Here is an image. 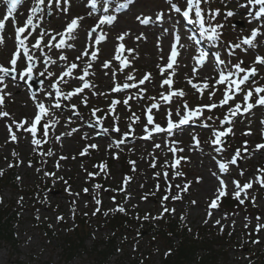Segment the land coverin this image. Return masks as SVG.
I'll return each instance as SVG.
<instances>
[{
	"label": "rangeland",
	"instance_id": "1",
	"mask_svg": "<svg viewBox=\"0 0 264 264\" xmlns=\"http://www.w3.org/2000/svg\"><path fill=\"white\" fill-rule=\"evenodd\" d=\"M113 1L116 3L112 4ZM227 1L229 7L220 10L215 23V25L217 23L223 25L222 29H218L222 33L221 39L216 42L209 41L200 32L198 36L194 35L199 31L198 25L193 24V29L190 26L191 31H184L187 26L181 14L170 10V4L185 5V0H132L126 9L119 13L115 11L116 6L124 0H111L107 5L103 1V8L108 7L109 14L117 15V20L111 25L100 24L96 28L93 35L103 32L106 40L99 45H93L99 48L98 59L95 61L91 60L90 55L82 56L84 50L92 51V48L88 47L92 44L88 33L96 26V19H99L92 12V15H89L90 11L85 5L87 0H71L67 12L61 11L55 3L51 4L50 9L45 8L43 20L35 21L37 29L27 40L30 52L38 57L33 73L44 81L40 92L36 94L38 99L46 105L52 102L45 92H54L50 85L55 80V76L49 77L45 69L59 75L61 69H65L71 62L79 65L74 70L76 77L82 75L84 68L91 63L86 79L92 87L84 89L71 100L62 99L60 110L53 109L59 123L50 129L47 137L49 144L45 148L43 143L42 146L45 148L43 152L42 147L40 149L32 143L33 136L23 129L14 128L17 141H11L6 125L13 119L31 120L37 108L36 102L31 99L32 92L28 80H19L18 77L5 78V83L8 84L5 91L10 92L11 96L6 97L5 105L0 110L8 111L11 116L0 118V170L8 172L15 168L14 174L19 189L5 187L1 190L0 201L3 206L9 202L13 203L14 209L18 210L19 214L4 226L6 236L12 234V239L2 242L0 246V264H164L169 256L172 260L174 256L176 257V247L172 248V246H178L179 239L173 238L172 242L167 244L162 239L140 234L141 229L149 227L148 224L159 228L160 220L163 219H168L177 224L182 231L183 229L187 231L186 239L201 237L204 240L208 236L213 243L212 253L217 256L213 264H253L252 258L249 257L251 252L256 254L262 251L264 246V229L256 231L257 224H264V187L256 182L259 175L257 170L264 168V150L256 149L257 144L264 143V123H262L264 106H256L250 112L237 115L233 119L234 134L222 138L224 150L221 153L214 150L219 145H212L210 140L214 138V130H223L226 127L221 125L220 121L227 113L228 105L212 109L210 113L204 111L203 117L199 116L194 122L186 126L181 125L171 133L154 134L152 131L153 136L150 140L142 138L154 127L147 121V110L153 103L160 105L159 108L152 110L154 123L163 128L167 127L169 111L173 121H178L185 114L183 108L185 101L190 108L213 102L219 103L223 98L224 86L215 85L218 68H214L213 58L217 52L225 60V65L218 67L225 70L231 69L232 65L239 61H244L242 66L250 67L257 56H264V34L256 38L255 46L242 44L241 48L233 50L234 54L229 52L231 45L241 43L250 35L252 29L259 27L264 33V19L256 20L249 15L258 11V6L251 5L254 7L252 9L250 6L246 7L247 5L237 6L235 0ZM33 3L34 0H24L18 7L15 17L19 24L22 25L30 14L29 9ZM45 3L47 4L48 0H45ZM6 10V3L0 0V18H3ZM229 10L235 15L227 17ZM160 12L164 13L163 21H155V15ZM137 16H152L154 22L143 25L136 19ZM74 17H84L73 33L75 39L67 41L74 47L43 48V51L32 48L38 33H46L45 42H47L52 34L63 32L66 24ZM235 21H242V25L236 26ZM124 32H129V35L123 41L118 40L117 37ZM171 32L174 36L177 32L179 34L185 32L191 39L182 41L186 49L173 64L175 75L172 76L171 86L172 89H182L186 95L175 97L171 103H165L161 100V96L167 94L170 88L163 84V80L172 71L167 68V64L171 58V44L175 41L174 37L171 38L173 34L168 35ZM26 34L27 31L23 35ZM138 36L141 38L137 39ZM4 37L5 43L0 46V63L6 64L17 46L12 21L7 22ZM59 39L60 37H57L52 43L59 42ZM121 43L126 48L124 53L117 51ZM204 43L211 45L210 49L214 52V56L209 54L205 65L194 72L193 68L197 66L194 58L199 54ZM163 48L166 53L169 49L168 55L162 52ZM245 48L247 51H244ZM129 49L132 51H128ZM45 54L56 63H45ZM117 54L121 56V60L127 61L126 67L114 58ZM60 55L67 56V61L60 60ZM77 56H81V59L77 60ZM107 61L111 62L109 68H104L102 65ZM23 63L22 60L21 67ZM256 67L258 69L255 76L256 84L264 85V66L256 64ZM162 68L163 72H161ZM40 72H45V75H39ZM145 74H151L150 80L141 85L139 80ZM129 76L133 79L129 80ZM205 78H208L210 85H215L219 89L214 97H209V89H205L201 95L188 82L192 79L193 83H199ZM65 80L68 81L67 84H60L64 93L82 86L79 79L65 77ZM124 83L135 86L123 88L125 90L120 92L113 91L116 84ZM248 86L251 87V83ZM153 97L155 100L151 99ZM255 98L254 95L251 102L254 103ZM85 100L87 103L84 102ZM125 100L128 101L127 104L124 103ZM113 101H120L115 105L114 111ZM237 102L244 106L242 94H237L235 101H229V104L234 106ZM73 104L77 106L76 109L71 108ZM94 109H99L95 115H93ZM178 109L180 115H177ZM69 117H71L70 121ZM136 117L139 119L137 120ZM208 117L212 119L209 120ZM116 126L119 127V132L114 131ZM73 128L78 131L67 135L66 133L71 132ZM102 128H107L108 133H104ZM249 129L251 134L245 135ZM37 133L35 138H42L39 130ZM125 133L128 135L125 136ZM57 136L60 137L59 140L56 139ZM98 136L100 139L97 141L95 139ZM194 137L199 139V146H196ZM117 140L124 142L117 146L115 144ZM245 141L248 152H243ZM90 144H96L98 147L90 148L87 154L81 156L80 152ZM157 144L160 145L159 148L155 147ZM172 147L181 148L183 152L173 153L169 150ZM236 149H241L242 153L238 164L230 165L228 173H219L216 161L229 160ZM48 151H51L52 155H46ZM14 152L18 155H13ZM117 154L118 158H116ZM179 156L189 159L182 161L178 169H173L171 165ZM132 161H135V165L131 163ZM57 162L59 168L56 166ZM101 163L107 164L106 170L97 167ZM10 164L13 166L9 167ZM153 164L155 167L152 166ZM177 170L184 175L175 176ZM241 171L243 175H240ZM165 172L168 173L167 177L164 176ZM213 172L222 176L228 185V196L233 198H235L232 195L235 191L234 180L240 181L241 185L253 181V187L247 190V198L243 193L241 198L245 199V203H253L256 209L248 205L227 209L222 201H219L218 207L211 208L210 202L215 199L219 187L217 176L212 175ZM46 173L56 175L51 176ZM88 173L98 174L89 176ZM1 176L3 175H0V178ZM60 177L63 179H59ZM127 177L131 179L125 185L124 180ZM197 177H202L199 183L196 182ZM48 179L51 180L50 189L42 195L30 194ZM186 181H192V184L187 192L180 193L176 185L183 186ZM97 184L101 185L99 189L95 188ZM84 188L89 191L85 193ZM176 195L182 198L173 199L172 197ZM164 196H168V199L164 200ZM252 197H255L254 202ZM97 199L101 201L99 205L95 202ZM193 200L196 201L195 204L192 203ZM117 206H123L126 211L135 214L136 217L132 220L137 223L131 224L129 227L131 231L127 236L125 234L117 238L113 253L101 262L102 259L97 256L108 251L112 234L100 223L97 213L116 212ZM165 207L175 211L165 213L163 211ZM97 208L100 209L99 212H96ZM145 216H148L147 220L144 219ZM57 217H63V220H58ZM157 217L162 218L157 219ZM84 218L89 224L87 234L85 233L83 237L70 235L75 232L76 219ZM217 220L220 224L216 223ZM224 231L232 233L236 239L225 249L223 255L222 253L218 255L215 253L220 249L216 235ZM254 239L259 240V243H253ZM73 240L75 245L78 244L80 247L73 256H70L75 246ZM243 246H247L248 249L242 250ZM209 253L210 251L204 250L196 252V257L189 264H198L199 260ZM209 262L212 263L211 260Z\"/></svg>",
	"mask_w": 264,
	"mask_h": 264
},
{
	"label": "snow or ice",
	"instance_id": "2",
	"mask_svg": "<svg viewBox=\"0 0 264 264\" xmlns=\"http://www.w3.org/2000/svg\"><path fill=\"white\" fill-rule=\"evenodd\" d=\"M4 2L7 5L6 14L3 16V18H0V46L4 45L5 43V37L4 32L6 29V24L9 20L12 21L14 32H15V41H16V47L14 51L11 53L10 58L8 59L7 63H0V108H2L5 105L6 97L11 96L10 92H6L5 90L8 88V84L5 83L6 77H12L13 79L19 78V80H28L30 81L33 77L34 68L36 66L38 57H36L34 54L30 52V48L28 46L27 40L29 35L32 34V32H35L37 29L36 20H43L44 14H45V8H51V4L55 3L58 8H60L61 11L67 12L68 8L71 6V0H48V3H45V0H34L33 5L30 7L29 11L30 14L26 17L23 24H19L16 21L15 13L17 12V9L20 5L23 4L24 0H4ZM132 2V0H124L123 3H118L116 6L115 11L119 13L121 10L126 9L129 4ZM204 0H185L186 7L181 8L176 3L170 4V10H174L178 14H182L184 18H186L190 23L198 25V30L202 36H205L208 38L209 41L216 42L221 39L222 33L218 29H222V24H216L213 26L211 21L216 19V16L220 14L219 9H215L214 11L209 9L208 10V20L205 19V9L201 7ZM249 5L252 6H258V11L256 13H249L250 16L253 17H260L264 19V0H247ZM91 7L93 9L97 8V0H90ZM104 3L110 4L111 0H104ZM61 5H65L64 7H61ZM104 15H102L99 18L98 24L89 30V38L92 40V44H89L88 47L92 48V51L89 52L88 50H84L82 52V56H91V60L95 61L98 59V53L99 48L93 47V45H99L102 41L106 40V35L101 32L99 35H93L96 31V28L99 27L100 24H108L111 25L117 20V15L115 14H109L108 7L103 8ZM193 13L194 17L193 18ZM37 14H40L39 16ZM89 15H92L91 12H89ZM227 17H232L235 15V13L231 10L227 12ZM84 17H74L66 24V27L63 32H56L49 36V39L47 42H45V35L46 33L40 32L37 34V37L35 39V43L32 45V48L39 49L40 51H43V48H57V49H63L64 47L72 48L74 45L67 43L68 40L75 39V36L73 33L75 30L79 27V22L83 20ZM141 24L148 25L150 23H153V17L152 16H137L136 18ZM164 19V13L160 12L155 15V21L162 22ZM27 31L26 35L25 34ZM264 33L261 32V29L259 27L252 29L250 35L243 39L241 43H235L231 45V48L229 49L230 53H233L234 49L241 48L243 45H249V46H255L254 42L256 38ZM129 35V32H124L120 36L117 37L118 40L123 41L126 36ZM142 35V34H141ZM57 37H60L59 42L52 43L53 41H56ZM141 37H137V39H140ZM181 36L179 32L175 35V44L171 47V58L170 62L167 64L168 69H172V71L169 73L168 77L163 80L164 85H168L170 90L167 92V94L161 96V100L165 103H171L174 96L176 97H184L186 93L182 89H172L171 86L173 84L172 76L175 75V69H173V64L175 63L176 57L178 55L177 52V45H180ZM199 43V41H197ZM43 45V47H42ZM183 47V45H180ZM124 50V44L121 43L119 45V48L117 49L118 52ZM128 51H132V49H129ZM244 51H247V48L244 49ZM234 54V53H233ZM209 56V53L205 51L203 48L199 50V54L194 58L197 62V66L193 68L194 72L199 71L200 68H202L205 63L207 62V58ZM116 60L120 61L121 64H123L125 67L127 66L126 60H121V56L117 54L114 57ZM60 60L67 61V56L60 55ZM77 60L81 59V56L76 57ZM214 68H218V78L215 79V85H223L224 86V92H223V98L219 101V103H209V104H203V105H197L194 108H190L185 101L183 104V108L185 110V114L181 116V118L178 121H173L171 119V111L168 112V122H167V128L161 127L159 124L154 123V118L152 113L153 109L159 108V103H153L150 108H148V116L147 121L148 124L154 125V127L151 129V131L148 132L147 138H151L152 131L161 133V132H168L171 133L174 129L179 128L181 125L188 124L189 122H194L195 118L203 115L205 110L211 111L212 109H215L217 107H224L225 105H228L227 113L225 114L223 120L220 121L221 125H226V127L223 128V130H214L213 132V139L210 140V143L212 145H219V147H216L214 150L217 153H221L224 150V139L229 135L234 134L233 133V127L232 122L233 119L237 115H243L245 113L250 112V110L256 106H264V85H257L255 81V76L258 73V69L256 67V64H259L261 66H264V56H257L255 61L253 62L252 66H242L244 65V61H239L236 64L232 65L231 69L225 70V68H219V65H225V60L220 57L219 52L216 53L214 56ZM24 61L23 66H20V62ZM45 63H51L55 64L56 61L52 60L50 56H47L45 54ZM110 61L104 62L103 67L109 68ZM91 63L87 65V67L84 68L83 74L76 77L74 76V70H76L79 65L75 62H71L67 65L65 69H61V72L59 75H56L53 72L47 71V68L45 69V72H47V75L49 77H54L55 80L51 83L50 87L54 89V92L47 91L45 92V95L52 99V102L48 105H46L43 101L39 100L35 92L32 93L31 99L36 102V108L37 111L35 115L32 117L31 120L28 118H24L23 120L17 121L15 119L12 120L11 123L6 125V128L9 132V136L11 141H17V134L16 131L13 129H23L24 131L30 133L33 136L32 143L34 145L40 146L42 143H47V137L49 135V131L52 127H54L57 123H59V119L56 117L55 112L53 109L60 110L62 107V99H68L71 100L73 96H76L84 91V89L92 87L90 82L86 79V77L89 75L88 69L91 67ZM164 69H161V72H163ZM45 72H40L39 75L44 76ZM13 74H16L14 76ZM151 74H145L142 79L139 80V84L143 85L146 81L150 80ZM65 77H73L75 79H79L82 82V86L74 88L72 91L68 93H64L60 87L61 83L67 84V80H65ZM129 80H132L133 77L129 76ZM189 84L196 89L201 95H203L205 89H209V97H214L216 95L217 89L215 85H210L208 78H205L202 82L199 83H193L192 79H189ZM249 83H251V87H249ZM134 84L130 83H124L116 84L113 88V91H121L122 88H131L134 87ZM143 91V90H141ZM237 94L243 95V101L244 106L242 107L241 103H235L234 106L229 104V101H235V97ZM255 95V102H251L252 98ZM155 100V98H151ZM87 103V100L84 101ZM127 100L124 101L125 104H127ZM120 103V101H113L112 102V110H115V105ZM72 109H76L77 106L75 104L71 105ZM99 111V109L93 110V115ZM78 115V113H77ZM177 115H180L179 109L177 110ZM11 114L8 111H2L0 110V118H8ZM99 120V117L97 118ZM114 119H118V117H114ZM138 120L139 117H136ZM207 119H212V117H208ZM44 121L41 125V121ZM71 120V117H69V121ZM264 123V121H262ZM38 125H41L42 127V138H35L38 132ZM207 126V125H205ZM78 129L73 128L71 132L66 133L67 135H71L72 132H76ZM102 131L104 133H108L107 128H102ZM114 131L119 132L120 129L118 126L114 128ZM251 130L245 135H250ZM99 135V133H98ZM125 136L128 135V133L124 134ZM57 140L60 139V137H56ZM194 142L196 146H199L200 141L198 138L194 137ZM124 140H117L115 141V144L119 146V144L123 143ZM247 141H245V146L243 147V152H248V148L246 147ZM98 146L96 144H90L83 148V150L80 152V155L83 156L89 152V149H96ZM111 147V145L109 146ZM155 147L159 148L160 145L157 144ZM257 150H264V143L257 144L256 145ZM173 153L176 152H183V149L172 147L169 149ZM43 154V153H42ZM13 155H18L17 153H13ZM46 155H52L51 151H48ZM241 149H236L234 155L227 161L221 159L217 160L216 163L218 165V172L219 173H228L230 169V165L235 166L238 164V160L241 158ZM75 158V157H73ZM116 158H118V154L116 155ZM61 159H67V157H61ZM189 158L184 156H179L174 159V162L172 163L171 167L173 169H178L181 165L182 161H187ZM133 165H135V161L131 162ZM13 165L10 164L9 167H12ZM57 168H59V162H57ZM155 167V165H152ZM100 170H106L107 164L101 163L97 166ZM259 175L256 178V182H258L262 187H264V168L257 170ZM3 174V170H0V175ZM98 173H88L89 176L96 175ZM243 171L240 172V175H243ZM46 175L55 176V173H46ZM157 175H160V173H157ZM168 173L165 172L164 176L167 177ZM175 176H183L184 173L177 170L174 173ZM212 175L217 176L219 187L216 190L215 193V199H213L210 202L211 208L218 207V201L221 199V197H224L228 195V185L225 182V180L222 178V176L218 175V173L213 172ZM59 179H63V177H60ZM131 179V177H127L124 180V184L126 185L128 181ZM202 180V177H197L196 182L199 183ZM65 183H67L65 181ZM192 184V181H186L183 186L176 185V188L180 193H185L189 190L190 186ZM233 184L235 186V191L232 193V195L239 200L241 204L245 203V199L241 198V194H244V197L247 198V190L251 189L253 187V181H248L244 183L243 185L240 184V181L234 180ZM101 185L97 184L95 185V188L99 189ZM171 186H169L170 189ZM70 191V187H69ZM83 191L86 193L89 191V189L84 188ZM76 195H79V193H76ZM173 199H181L182 197L180 195H176L172 197ZM147 199V197H145ZM164 200L168 199V196L163 197ZM253 202L255 201V197H252ZM96 204L99 205L101 201L97 199ZM193 204L196 203L195 200L192 201ZM99 208L96 209V212H99ZM120 212H125V208L123 206H120L118 209ZM165 213L172 211L174 212L175 209H168L167 207L163 210ZM95 214V212L93 213ZM107 215V213H104ZM211 215V213H209ZM39 218V217H37ZM162 217H157V219ZM58 220H63V217H57ZM145 220L148 219V216L144 217ZM207 223V221H205ZM217 224H220V221H216ZM247 226V225H245ZM261 229H264V224H257L256 231L259 232ZM223 229H221L222 231ZM253 243H259V240L253 241ZM168 253H166L167 255Z\"/></svg>",
	"mask_w": 264,
	"mask_h": 264
},
{
	"label": "trees",
	"instance_id": "3",
	"mask_svg": "<svg viewBox=\"0 0 264 264\" xmlns=\"http://www.w3.org/2000/svg\"><path fill=\"white\" fill-rule=\"evenodd\" d=\"M47 145V144H46ZM14 168V167H13ZM15 168L11 169L10 172H5L3 173V176L0 179V198H1V190H3L5 187H13V188H18L19 186L17 184L15 174H14ZM47 182L41 183L36 187V191H31L30 194L32 193H40L41 195L44 194L48 189H50L51 185V180H46ZM13 183L14 185H12ZM11 184V185H10ZM223 205L227 209H232L234 207L236 208H241V207H253L256 209L255 205L251 202H246L241 204L238 199L233 198V197H226L222 200ZM14 204L9 202L8 204L1 205L0 201V246L2 242L4 241H10L12 239V234L6 236L7 232L6 229L4 228L5 224L10 223V220H12L14 217H16L19 214L18 210L14 209ZM21 207V205H20ZM118 207V206H117ZM119 208V207H118ZM117 208V209H118ZM105 213V212H104ZM103 212L97 213L98 218L100 219V223L103 224V226L106 227L107 230H109L112 234L111 239H110V244L108 246V251L106 253H100L101 262H104L105 257L110 256L114 249H115V241L117 238H120L121 236L125 235L126 236L129 234L131 229L129 228L131 224L137 223L133 218H135V214H131L130 211H125V212H120L116 210V212H111L107 213L105 215ZM12 214V215H10ZM77 220V226L74 229L75 232L73 234H70L75 237H83V235L86 233L87 234V229H88V223L87 219H76ZM160 225L159 228L153 227V225L148 224V228L144 227V229H141L140 234L141 235H147V236H152L154 238L162 239L164 240L167 244H170L173 240V238L179 239V245L178 246H172V248L176 247V257H173V260L169 256L168 259L166 258L164 261V264H189L193 258L196 257V252H199L200 250L204 251H210V253L205 257L201 258L199 260L198 264H213L217 260V256H215L214 251H212L211 247L213 243L209 240L208 236L205 237L203 240L201 237L195 238L193 240L186 239V232L183 231L177 226V224L172 223L168 219H163L160 220ZM72 232V231H71ZM201 235H203V232H201ZM217 245L220 247L219 250H217L215 253L220 254L225 252V249L228 248L229 245L234 243L236 237L233 236L232 233H228L227 231L221 232L220 235L217 234ZM81 241L83 242V238H81ZM210 241V242H209ZM73 244L75 245L76 243L74 240L72 241ZM215 243V242H214ZM80 247V245H75L73 246L72 251L70 252V256H73L76 252V250ZM170 247V246H169ZM242 250L248 249L247 246H243L241 248ZM96 250V249H95ZM253 260V264H264V246L262 251H258V253L251 252L250 256ZM99 260V258H98ZM212 261L210 263L209 261Z\"/></svg>",
	"mask_w": 264,
	"mask_h": 264
},
{
	"label": "bare ground",
	"instance_id": "4",
	"mask_svg": "<svg viewBox=\"0 0 264 264\" xmlns=\"http://www.w3.org/2000/svg\"><path fill=\"white\" fill-rule=\"evenodd\" d=\"M150 24H151V23H150ZM148 25H149V24H148ZM151 35H152V33H151ZM168 35H171V34L168 33ZM165 39H167V38H165ZM161 50H162L163 53H165V54L168 55V51H167V53H166L165 48H163V49H161ZM95 140L98 141V138H96Z\"/></svg>",
	"mask_w": 264,
	"mask_h": 264
},
{
	"label": "water",
	"instance_id": "5",
	"mask_svg": "<svg viewBox=\"0 0 264 264\" xmlns=\"http://www.w3.org/2000/svg\"><path fill=\"white\" fill-rule=\"evenodd\" d=\"M39 84V82L35 81V87Z\"/></svg>",
	"mask_w": 264,
	"mask_h": 264
}]
</instances>
